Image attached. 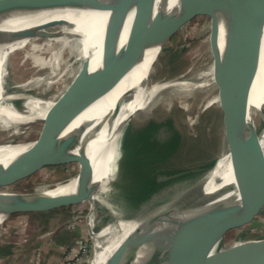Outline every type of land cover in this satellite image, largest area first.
I'll use <instances>...</instances> for the list:
<instances>
[{
  "label": "water",
  "instance_id": "1",
  "mask_svg": "<svg viewBox=\"0 0 264 264\" xmlns=\"http://www.w3.org/2000/svg\"><path fill=\"white\" fill-rule=\"evenodd\" d=\"M125 3L126 0H0V21L7 18L40 20L66 11L106 14L102 59L89 70L63 121L44 119L54 124L52 130L35 139V143L18 154L0 158V183L5 182L6 177L42 166L71 162L80 163L81 168L86 165L87 176L74 190L62 194L38 190L1 193L0 214L6 218L18 213L49 211L86 199L92 201L98 181L90 155V143L98 128L116 117L117 109L106 113L100 123L83 118L82 114L128 74L145 70L195 15L211 11L212 38L217 51L251 79L255 80L258 76L264 37L257 17L264 21V0H165L156 17L152 18L149 42L136 49L124 21ZM142 4H139V9ZM56 20L64 19L45 21L47 26L39 31L49 34V23ZM5 87L8 89L10 82L7 81ZM11 100L17 107L20 106L16 100ZM241 118L235 116L233 124H230L228 138L233 142L243 132L245 124ZM249 125L252 133L241 149L231 155L237 183L229 181V172H226L212 181L214 187H220L208 191L211 171L217 160L203 177L184 188L172 200L149 210L151 221L134 238L120 264H264V238L241 240L230 248L219 246L236 222L255 210L264 209V144L261 138L264 127L259 131L253 120ZM123 160L120 141V180H124ZM81 168L80 171L83 170ZM123 190L129 196L127 183Z\"/></svg>",
  "mask_w": 264,
  "mask_h": 264
},
{
  "label": "bare ground",
  "instance_id": "2",
  "mask_svg": "<svg viewBox=\"0 0 264 264\" xmlns=\"http://www.w3.org/2000/svg\"><path fill=\"white\" fill-rule=\"evenodd\" d=\"M164 1L126 0L124 21L135 41V49L149 42L152 18L156 17ZM141 3L143 4L139 9ZM199 15H207V21L211 23L209 34L198 46H202L203 42L208 43L212 54V61L204 72H199L189 79L184 78L189 68L197 72L194 66L197 61L192 59L195 63H192L193 66L185 67L177 75H169L164 71L170 68V63H167L168 68L163 63L167 51L162 49L145 70L139 69L128 74L112 91L96 100L82 114L83 118L100 123L106 113L117 109L116 117L98 128L90 143V155L98 185L92 195V201L86 199L81 203L91 204V225L101 221L96 214L97 202H102L116 217L115 221H108L97 232L93 264H120L134 238L152 219L149 211L131 210L130 199L123 190L125 183L118 175L122 128L125 120L131 115L142 112L146 118L156 113L165 116L173 107L180 106L182 110L179 118L183 123L191 118L195 123L204 119L210 122L209 127L212 128L215 121L219 120L217 115L220 110V141L224 142L226 136L227 143L225 147L220 148V159L211 171L212 179L207 189H218L220 186L214 187L212 181L214 177L226 172H229L228 180L237 183L232 171L231 155L241 149L252 133L253 129L249 125L251 120L257 126V116L264 118V48L259 74L253 80L233 67L215 48L211 11L209 14ZM55 18L64 20L50 22L47 35L39 31L47 26L45 21ZM105 20L106 14L101 12L66 11L40 20L7 18L0 21V129L4 131V137L0 140V158L14 156L36 142L15 139L24 125L28 127L32 122L46 118L63 121L89 70L95 68L102 59ZM257 20L264 37V21L259 16ZM185 27L186 23L181 29ZM18 51L23 52L21 62L29 60L35 71L48 69L51 74L50 77L40 73L33 75L19 83L20 88L38 89L44 84L61 82L63 70L70 69L72 65L68 61L71 57H75V62L78 63L77 70L76 65H72L73 78L60 93L53 96H46L41 92L28 94L23 106L17 107L11 100L17 95L10 93L5 86L10 73L9 60ZM237 115L242 117L245 125L237 141L233 142L228 135L231 134L230 124H233ZM261 138L264 144V129ZM82 168L77 175L55 184V187L42 186L34 190L53 194L70 192L85 180L88 167L84 165ZM10 192L13 190H0V194ZM3 216L0 214V221Z\"/></svg>",
  "mask_w": 264,
  "mask_h": 264
},
{
  "label": "rangeland",
  "instance_id": "3",
  "mask_svg": "<svg viewBox=\"0 0 264 264\" xmlns=\"http://www.w3.org/2000/svg\"><path fill=\"white\" fill-rule=\"evenodd\" d=\"M207 19V15H195L186 22L187 28L185 27L177 32L172 40L167 43L164 48L167 54H165L163 63L167 65L169 62L170 68L167 65L168 69L164 72L169 75H177L185 67L193 66L195 63L192 62V59H196L197 64L194 66L197 72L190 70V68L185 72L186 76L184 78L189 79L199 72H204V69L209 66L212 61L209 44L203 42L202 46L200 45L198 48L199 43L211 30V23L209 24ZM22 54V51H18L9 60L10 73L7 78V81L10 82V87L7 90L17 95L13 99L20 106H23L28 94L41 92L43 95L53 96L60 93L63 87L73 78L72 65H76L75 69L77 70L78 63L75 62V57H71L68 61L72 65L70 69L63 70L61 82L52 85L44 84L38 89L20 88L19 83L33 75L39 73L47 74L49 77L51 75L48 69L35 71V67L31 66L29 60L25 63L21 62ZM195 55L197 56L195 57ZM181 110L180 106H175L165 116L156 113L152 115L154 118L150 117L151 119L146 118L145 114L139 112L125 120L120 140L124 152L123 182L129 185L130 191L129 196H127L133 206L131 209L133 212H147L172 200L184 188L203 177L211 166L219 160L220 148L226 146V136H224V142L221 143L220 141L222 136V126L219 124L220 110L217 115L219 120L215 121L212 128L209 127L210 122L204 119H200L195 123L191 118L188 122L183 123L179 118ZM149 119H154L158 124V129L153 131L152 134V138L157 144L154 148L151 144L146 146L148 143L143 145L140 143L137 147V138L132 136V130L134 127H138L139 131L143 123L149 121ZM257 120V127L260 131L264 127V118L257 116ZM52 128H54V124L49 121H34L28 127L24 125L21 132L15 136V139L21 141L35 140L52 130ZM180 133L185 135L180 150L178 151L177 147L173 145L167 149L169 145L173 144L172 142H175V137ZM3 137L4 131L0 129V140ZM134 142H136L137 150L133 149ZM151 149H153L152 153L149 154ZM165 150H170L169 155L159 160L161 153ZM133 151H135V156ZM167 162L180 165L181 170L171 171V168L164 166V163ZM80 168L81 165L78 162L42 166L17 176L6 177V181L0 183V190L31 191L42 186L55 187V184L67 181L77 175ZM184 170L193 171L182 173L181 171ZM97 203L96 214L101 221L94 225H91L89 220L91 204L81 202L49 211L18 213L8 218L3 216L4 218L0 221V239L9 231L8 224L11 219L20 217V221L17 222L18 226L11 228L13 240L24 242L25 237L31 238L37 235L42 237V241H39H44L42 246L40 244L34 247L30 258L31 264H42L47 249L54 245L57 248L58 256L56 257L58 260L48 264H93L96 256L95 234L108 221L116 220L115 215L102 202ZM263 238L264 209H259L230 227L219 246L230 248L241 240ZM23 245L25 246L26 243ZM52 257H54L53 253L50 259Z\"/></svg>",
  "mask_w": 264,
  "mask_h": 264
},
{
  "label": "crops",
  "instance_id": "4",
  "mask_svg": "<svg viewBox=\"0 0 264 264\" xmlns=\"http://www.w3.org/2000/svg\"><path fill=\"white\" fill-rule=\"evenodd\" d=\"M10 220V219H9ZM20 221V217L18 218H13L9 222V228L8 232L3 235V237L0 239V264H31L30 263V258L32 255V251L35 246H38L44 242L42 241V237L40 236H33L31 238H24V242H18L13 240V231L11 228H14L18 226V223ZM41 238V239H40ZM57 237H55L56 239ZM41 240V241H39ZM58 240V239H56ZM26 243L24 246L23 244ZM21 244V245H20ZM54 245V243H53ZM55 246V245H54ZM50 247L47 249L46 254L44 255L43 258V263L42 264H48L49 262H56L58 258L57 255V248L56 247ZM54 254V257L50 259L51 254ZM51 260V261H50Z\"/></svg>",
  "mask_w": 264,
  "mask_h": 264
},
{
  "label": "trees",
  "instance_id": "5",
  "mask_svg": "<svg viewBox=\"0 0 264 264\" xmlns=\"http://www.w3.org/2000/svg\"><path fill=\"white\" fill-rule=\"evenodd\" d=\"M152 118H154V117H152ZM156 123L157 122L154 119H152V120L144 122L139 131H138V127L133 128L132 136H135L137 138V147L139 146L140 143H142V145L148 143V144H146V146L151 144L153 146L152 148H154L156 146L157 142L152 138L153 131L158 129V124H156ZM175 138H176L174 140L175 142H172L173 144L169 145V147L167 149L171 148L173 145V146L177 147L178 151L180 150V148L182 147V144L185 140V135L183 133H180V135H177ZM176 142H177V144H176ZM134 143H135V145L133 146V149L137 150L136 149V142H134ZM152 150L153 149H151V151L149 152L150 154L152 153ZM165 151H163L161 153L162 155L160 156L159 160H162L166 156L169 155L170 150H167L166 152ZM133 155L134 156L136 155L135 151H133ZM159 155H160V153H159ZM164 166L171 168L172 169L171 171L181 170V168H179L180 165L174 164L173 162L164 163Z\"/></svg>",
  "mask_w": 264,
  "mask_h": 264
},
{
  "label": "flooded vegetation",
  "instance_id": "6",
  "mask_svg": "<svg viewBox=\"0 0 264 264\" xmlns=\"http://www.w3.org/2000/svg\"><path fill=\"white\" fill-rule=\"evenodd\" d=\"M151 117H152V116H151ZM149 118H150V117H149ZM150 119H151V118H150ZM150 119H149V120H150Z\"/></svg>",
  "mask_w": 264,
  "mask_h": 264
}]
</instances>
